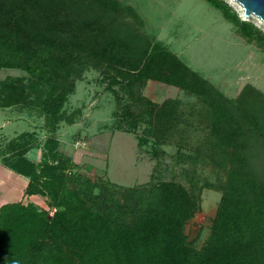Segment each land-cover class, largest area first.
Instances as JSON below:
<instances>
[{
	"label": "trees",
	"instance_id": "obj_1",
	"mask_svg": "<svg viewBox=\"0 0 264 264\" xmlns=\"http://www.w3.org/2000/svg\"><path fill=\"white\" fill-rule=\"evenodd\" d=\"M205 1L264 51V32L252 21L225 0ZM4 68L27 75L0 78V108L40 111L52 135L38 162L27 157L38 144L27 134L0 153L3 165L28 178L23 196L38 195L48 207L22 198L0 206V264H264L262 90L248 83L227 96L155 41L138 10L120 0H0ZM91 68L109 78L117 130L135 134L141 147L152 140L157 159L160 145H175L178 163L203 162L224 179L199 185L193 178L189 189L153 173L146 183L123 186L77 172L55 134L82 114L68 112L66 103ZM149 81L183 90L197 105L186 112L179 98L156 102L143 94ZM203 189L221 198L198 249L187 225L201 209Z\"/></svg>",
	"mask_w": 264,
	"mask_h": 264
},
{
	"label": "rangeland",
	"instance_id": "obj_2",
	"mask_svg": "<svg viewBox=\"0 0 264 264\" xmlns=\"http://www.w3.org/2000/svg\"><path fill=\"white\" fill-rule=\"evenodd\" d=\"M120 1L138 10L145 21L146 31L155 41L172 49L227 96L237 97L248 83L264 92L263 49L256 42H249L241 36L238 28L205 0ZM225 1L243 20L252 21L264 32V23L260 18L245 16L236 3ZM21 75L27 74L18 69L0 70L1 79ZM108 80L101 69L87 70L77 80L76 91L66 103L68 112L79 108L83 110L82 114L75 124L63 122L56 131L61 148L79 164L77 172L91 179L109 178L123 186L146 183L153 173L156 180L174 179L189 189L193 178L199 185L207 180L218 182L224 179V175L203 162L197 167L191 162L178 163L175 145H160L164 153H160L157 159L153 155L152 140L141 147L135 134L117 130V119L113 115L117 101L109 89ZM143 94L156 102L179 98L186 112L197 105L196 97L163 83L149 81L143 88ZM143 128L144 125H141L139 134ZM199 133L194 132L193 136L198 137ZM22 134H27L25 139L38 143L36 146L41 148L52 135L46 126L45 115L40 111L25 107L0 108V153L9 154L8 144L17 139L23 141ZM2 171L0 168V203L3 199L9 202L17 200L18 196L16 199L14 196L9 198L10 183L4 180ZM69 177L72 182L73 176L69 174ZM21 198L25 202L30 200V196ZM220 198L219 191L203 189L201 209L187 225L189 241L198 249L203 248L208 240ZM34 202L48 208L39 199ZM53 211L51 209V215Z\"/></svg>",
	"mask_w": 264,
	"mask_h": 264
},
{
	"label": "crops",
	"instance_id": "obj_3",
	"mask_svg": "<svg viewBox=\"0 0 264 264\" xmlns=\"http://www.w3.org/2000/svg\"><path fill=\"white\" fill-rule=\"evenodd\" d=\"M23 128V126H21ZM63 151L64 149L61 148ZM42 148L40 146H36V147H33L31 148L28 152H27V157H29L31 160L33 161H40L42 159ZM65 152V151H64ZM66 153V152H65ZM67 155L71 156V154H68L66 153ZM0 168L3 169V175L2 177L5 178L4 180H7L9 183H10V196H14V199L17 198L18 196V199L20 198L21 199V196H23L24 194V187L26 186L27 182H28V178L27 177H24V176H21V175H18L16 174L13 170H11L9 167L3 165L1 162H0ZM19 185V186H18ZM39 199L40 201H42L45 205H47L45 203V201L39 197L38 195H32L30 196V200H37ZM9 201L3 199L0 203V206L4 203H7Z\"/></svg>",
	"mask_w": 264,
	"mask_h": 264
},
{
	"label": "water",
	"instance_id": "obj_4",
	"mask_svg": "<svg viewBox=\"0 0 264 264\" xmlns=\"http://www.w3.org/2000/svg\"><path fill=\"white\" fill-rule=\"evenodd\" d=\"M244 11L245 16L255 15L264 21V0H235Z\"/></svg>",
	"mask_w": 264,
	"mask_h": 264
},
{
	"label": "bare ground",
	"instance_id": "obj_5",
	"mask_svg": "<svg viewBox=\"0 0 264 264\" xmlns=\"http://www.w3.org/2000/svg\"><path fill=\"white\" fill-rule=\"evenodd\" d=\"M234 3H236L240 8H241V10L243 11V8H242V6L238 3V2H236L235 0H232ZM259 18V17H258ZM263 23H264V21L263 20H261Z\"/></svg>",
	"mask_w": 264,
	"mask_h": 264
}]
</instances>
